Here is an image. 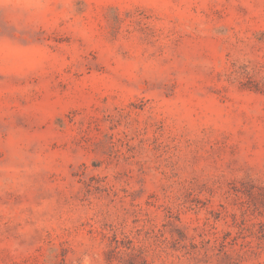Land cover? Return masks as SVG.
I'll list each match as a JSON object with an SVG mask.
<instances>
[{"label":"rangeland","instance_id":"obj_1","mask_svg":"<svg viewBox=\"0 0 264 264\" xmlns=\"http://www.w3.org/2000/svg\"><path fill=\"white\" fill-rule=\"evenodd\" d=\"M0 264H264V0H0Z\"/></svg>","mask_w":264,"mask_h":264}]
</instances>
